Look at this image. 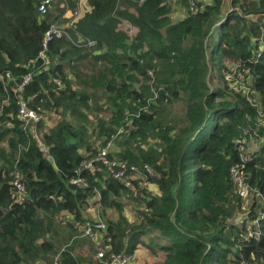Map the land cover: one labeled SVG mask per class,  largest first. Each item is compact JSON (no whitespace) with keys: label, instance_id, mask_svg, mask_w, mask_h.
Wrapping results in <instances>:
<instances>
[{"label":"trees","instance_id":"1","mask_svg":"<svg viewBox=\"0 0 264 264\" xmlns=\"http://www.w3.org/2000/svg\"><path fill=\"white\" fill-rule=\"evenodd\" d=\"M40 1L0 0V264H103L140 247L161 264L264 261V0H207L195 11L175 0L185 10L176 19L162 0H52L44 13ZM51 23L66 33L40 56ZM226 60L243 89L226 83ZM176 99L185 107L172 115L163 104ZM20 101L40 116L34 132L17 116ZM47 113L57 119L43 130ZM149 137L161 149L143 146ZM254 137L259 146L245 150ZM112 139L109 156L147 163L159 194L133 195L99 162L79 167ZM232 165L251 191L246 210ZM93 197L100 244L81 229ZM127 197L148 208L137 222L123 212Z\"/></svg>","mask_w":264,"mask_h":264},{"label":"built area","instance_id":"2","mask_svg":"<svg viewBox=\"0 0 264 264\" xmlns=\"http://www.w3.org/2000/svg\"><path fill=\"white\" fill-rule=\"evenodd\" d=\"M52 0H41L38 5V10L40 13H44L47 10V7L50 5ZM164 3H170L172 0H162ZM204 0H188L189 8L191 11H195L198 8V2H200L199 7L202 6ZM77 13V11H75ZM64 26H61L57 23H51L49 27L45 30L44 36L41 40L42 49L39 51V55H44V50L48 44V42L57 36H62L65 34ZM262 37L264 38V26L262 28ZM88 44H92L93 41H88ZM260 49H264V42L260 44ZM229 67V66H228ZM236 67V65H235ZM237 70V68H236ZM225 73V80L232 86L233 89L239 90V85L236 84L235 81H232V77H230L227 73ZM151 74V72H149ZM234 73V70H233ZM227 74V75H226ZM230 77V78H229ZM30 80V75H27L23 79V83ZM241 87V86H240ZM244 87V86H243ZM17 116L22 121L23 126H29L31 131L34 132L35 123L40 119V116L31 108L27 106L24 101H20L17 110ZM123 126H120L116 133L113 136L118 135L122 132ZM36 139H38L37 134L34 135ZM38 147L44 153L47 152V147L43 145L40 140L38 141ZM112 144V140H108L104 146H97L95 152L93 153H86V157L82 160L79 167L83 169L93 170L94 165L96 162L101 163L104 165L108 172L117 180H119L124 186L132 190L133 195L141 194L139 192L142 189H148L150 181L148 180V175H152L153 171L152 168L147 164L144 163L142 166H137L135 164H130L126 160L119 159L118 157H110L109 151L110 146ZM246 150V148H245ZM242 162L247 160V153L245 151L241 154ZM230 174L235 182L237 187V192L242 197H246L247 191L249 192V185L245 181L244 176L242 175L241 170L236 165H232L229 168ZM15 178L13 180V184L18 192H23L24 185L20 180H18L17 174H15ZM72 183L85 185L84 178L80 176H74L71 178ZM138 209V220L140 217V211L147 210V206L144 202L137 206ZM83 234L89 236L96 244H100V234L104 232L106 229V224L101 220H91L86 221L81 226ZM104 255V248L100 247L95 254V257L102 258ZM130 261V256L125 254L124 252L121 253H114L110 252L108 257L104 259L103 264H128ZM237 264H264V261H248L242 258L236 260ZM56 264V262H54ZM86 264V263H84Z\"/></svg>","mask_w":264,"mask_h":264},{"label":"rangeland","instance_id":"3","mask_svg":"<svg viewBox=\"0 0 264 264\" xmlns=\"http://www.w3.org/2000/svg\"><path fill=\"white\" fill-rule=\"evenodd\" d=\"M204 1H207V0H204ZM169 4L171 6V11L170 12H171V17L173 19L179 18L181 13H182V15H184V13H185V10L183 9L184 7H181V6L177 5L175 3V0H172ZM227 5H228V2H227ZM67 15H69V13ZM60 25L64 26V28H65V24L64 23H60ZM188 42H189V39H188ZM226 64L229 66V70H230L227 74L230 77H232V81H235L236 84L239 85V89L240 90L243 89L244 88L243 86H245V84H246V81L243 80V78H244L243 74L236 70V67H235L236 64L233 63L231 60H226ZM233 70H234V73H233ZM220 75L222 77V73L221 72H220ZM211 77L212 78L210 80V86H216L218 84L217 79L219 78L218 73L216 72V70H213L211 72ZM226 83L229 84L227 81H226ZM222 84H223V82H222ZM163 105H165L166 111H168L169 113H172V115H173L174 113H180L184 109L185 101H184V99H176V100H174L172 102L166 101ZM100 113L91 114V121L95 122L94 120H96L97 114H100ZM43 118L45 120V124L43 125L42 129L44 130V129L48 128V126L50 124H53L56 121L57 116H54V114L47 113L46 115L43 116ZM258 119L259 120L264 119L263 111L259 114ZM90 128H91V126H90ZM114 138L117 140V139H119L121 137L116 135ZM113 139H112V144L110 146V150H112V151L114 149L117 150V144L115 145L116 142L114 141L115 139L114 140ZM95 144L97 146L100 143L97 142ZM143 146H155V147L161 149L162 145H161V143H159V141L155 140L154 138L149 137V138L146 139V143ZM258 146H259V144H258L257 139L255 137L254 138H250L248 140V142H247V147L248 148L246 150H250V149L252 150V149H255ZM94 200H95V197L89 199L88 206L85 207V209H84L85 214L89 218H91L92 220H101V221L104 222V220L101 219L100 216L98 215V211L100 209V206H99V204L94 202ZM124 200L127 203L125 204L123 212H124V214L127 216V218L129 220L133 221V219L135 217L137 218V215H138L137 209L135 210V201L132 200V198H128V197H127V199H124ZM244 200H245V202L243 203V208H241V210H244V209L246 210L247 207H248L249 202L251 201V191L250 190H249V192L247 191V195L244 198ZM108 211L109 210H107V212ZM241 216H242V213L238 212L236 217H235V219L239 220L241 218ZM83 249L86 250V246H83ZM131 261L132 260H130V263H128V264H161V263H158L156 258L154 256H152L144 248H141L140 251L138 250L136 256L133 258V262H131ZM40 264H48V263H40Z\"/></svg>","mask_w":264,"mask_h":264},{"label":"crops","instance_id":"4","mask_svg":"<svg viewBox=\"0 0 264 264\" xmlns=\"http://www.w3.org/2000/svg\"><path fill=\"white\" fill-rule=\"evenodd\" d=\"M181 15H182V13L180 14V17H181ZM120 26H121L122 28L128 30L130 34H132L133 32H135V28L129 26V25H128L126 22H124V21L120 24ZM114 150H115V149H114ZM146 190H147V192H148L147 194H159L158 186H157V184H156L155 182H153V181H150L149 186H148V189H146ZM136 203H137V202L135 201V210L137 209V206L140 205L139 203H137V204H136ZM137 211H138V209H137ZM137 219H138V217H137V218L135 217V218L133 219V221H136V222H137ZM130 221H132V220H130ZM141 248H142V247L137 248V249L134 251V253H133L132 255H130V260H132L131 262H133V258L136 256L137 251H138V250L140 251ZM129 263H130V261H129Z\"/></svg>","mask_w":264,"mask_h":264}]
</instances>
